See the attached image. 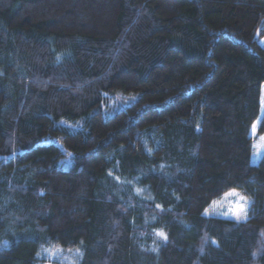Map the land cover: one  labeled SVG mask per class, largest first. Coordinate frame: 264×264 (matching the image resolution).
<instances>
[{
	"label": "trees",
	"instance_id": "obj_1",
	"mask_svg": "<svg viewBox=\"0 0 264 264\" xmlns=\"http://www.w3.org/2000/svg\"><path fill=\"white\" fill-rule=\"evenodd\" d=\"M258 36L264 0H0V264H264Z\"/></svg>",
	"mask_w": 264,
	"mask_h": 264
},
{
	"label": "rangeland",
	"instance_id": "obj_2",
	"mask_svg": "<svg viewBox=\"0 0 264 264\" xmlns=\"http://www.w3.org/2000/svg\"><path fill=\"white\" fill-rule=\"evenodd\" d=\"M259 42L264 45V36L260 37L258 36ZM261 112H264V87L262 92V107ZM259 124V120L253 125L255 126V134H253V127L251 130V136L254 140V154L252 161L253 163H257L260 160L261 155L264 153V134H258L257 133V126ZM238 192L241 196L245 197L243 194H241L238 190H231ZM229 191V192H231ZM226 197V194L222 196L220 199L215 200L210 206V208L207 210L206 214L210 216H219L223 218H229L234 219L238 221H245L249 216V209L252 204V200L245 197L244 200L239 199V197L231 196ZM242 209V210H241ZM237 214L239 215V218H237ZM46 259V262L44 264H54L56 260L60 259L61 262L68 261L69 264H72V261L70 263V260L66 255H62L59 251L53 250L50 248H44L42 250V256Z\"/></svg>",
	"mask_w": 264,
	"mask_h": 264
},
{
	"label": "snow or ice",
	"instance_id": "obj_3",
	"mask_svg": "<svg viewBox=\"0 0 264 264\" xmlns=\"http://www.w3.org/2000/svg\"><path fill=\"white\" fill-rule=\"evenodd\" d=\"M255 131H256L255 126H253V134H255ZM262 139H264V138H262ZM231 196L239 197V199H241V200H244V199H245V197L241 196V195H240L238 192H236V191H231V192L226 193V197H225V198H227V197H231ZM214 205H215V202H214ZM241 210H242V209H241ZM237 218H239V215H238V214H237ZM158 235H160V236L163 237L164 239H167V237L165 236V234H164L163 232L158 233Z\"/></svg>",
	"mask_w": 264,
	"mask_h": 264
}]
</instances>
